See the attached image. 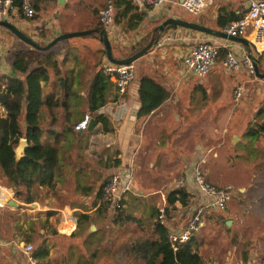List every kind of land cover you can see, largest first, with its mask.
I'll return each instance as SVG.
<instances>
[{"label": "crops", "instance_id": "0c3cea01", "mask_svg": "<svg viewBox=\"0 0 264 264\" xmlns=\"http://www.w3.org/2000/svg\"><path fill=\"white\" fill-rule=\"evenodd\" d=\"M76 1L72 0V4L69 5L68 0H66L65 14L62 15L60 10L58 14L55 12L52 15L54 20L56 18L61 20L60 25L50 21L49 16L43 14L41 10L35 12V18L33 19L27 20L18 14H14L7 22L26 29L29 37L35 43L44 46L62 34L93 29V27H89L92 16H90L89 12H85L84 8L89 3L83 7L84 9L80 10L81 6ZM107 1L89 0L91 3L98 2V6L102 3L103 7ZM181 1L168 0L160 8L151 9L139 0H134L137 14H143L144 18L137 29L122 31L123 29L121 28L125 27L124 24H122L124 26L114 25L115 31H118L117 33L124 35L126 37L125 40L127 38L130 39L128 45L126 44L125 46V42H122L121 46L129 47L134 43L135 39L140 41L148 33L152 34L153 29L169 17L198 23L224 32L225 28L220 29L216 25L217 13L220 9H226L237 15L242 14V16L247 11L245 0H210L201 13L194 15L180 8L179 4ZM96 11L94 10V12ZM99 12L100 10L97 14ZM83 13H86L88 17L81 20ZM186 16L189 17L186 18ZM134 22L136 21L132 23L134 24ZM145 28L148 30L147 34H144ZM140 29L141 31H139ZM92 38L98 42L94 36H88V38L82 36L64 40L63 43L58 44L54 49L51 48L47 51L35 50L28 45L25 47L20 44L17 47L18 49L15 50L21 53L29 70L35 68L38 64L49 62L45 52L49 51L50 61H56L57 68L50 71L49 80L46 83L40 82V87L42 88L41 96L44 99L48 95L51 96L50 103L58 101L62 95L63 86L68 85V99L63 101L66 102V107L62 104L52 107L56 117L53 120L48 116L44 117V128L62 131L69 123L75 126L81 120V114L83 116L89 114L87 112L86 99L88 89L96 70L100 66L107 64L106 57L101 55L103 50L101 43L93 47L89 42H86L87 39L90 41ZM165 38H169L167 42ZM251 38V35L245 37L249 42ZM157 39L156 46L134 63L136 80L127 88L123 98V102L129 108L124 110L117 106V94L113 83L107 92L106 104L98 112L108 120L110 131L104 132L101 124L96 123L91 118L85 130L77 131L81 135L80 138L78 137L74 142L71 141L72 143L69 142L68 138L60 140L59 150L61 154L59 159L63 157L64 152L67 160L65 161L66 166L63 168L62 176L54 179L53 189L51 190L52 195H48L50 190H43V196L40 201L33 203L35 207L31 205L30 209H26V206L18 209V205H24V203L13 198V188L0 170V190L2 193L0 198V242L2 243L0 246V264H29L22 252V245L25 243L20 237L26 236L27 229L24 231L22 226L17 225L15 228L20 234L13 231V225L17 224V221H14L16 218H13L12 215L13 212L18 210H25L28 213H41L37 212L41 210H45V213L55 212L54 214L58 217V223L52 232L54 235L47 236L46 240L51 264H73L74 254L77 252L75 250L76 244L73 240L77 238L82 240V245L86 247V256H88V260H85V257L82 256V260L77 261V264H96V261L91 259L96 257V253L100 249L98 248L100 246L99 241L105 239L104 235H108L106 234V229L110 226L111 228L115 226L116 230H118L119 227V224L115 225L105 220V214L99 215L97 213L99 200L96 197V193L102 183H106L111 177V175L109 178L107 177L111 170L114 172L112 175L121 176L123 183L128 182L130 190L125 194L122 203L123 226L136 224L141 229L138 237L148 234V228L142 226L146 224L150 226L157 217L155 215L158 210L166 206L167 194L177 188H182L189 196L191 204H197V208L201 210L213 209L210 206L211 201L201 195L196 189L192 177V167L199 158L204 159L203 152L205 150H209L208 153L212 151L210 149L213 140L210 139L213 138V135L216 136L215 140L219 138L217 134L221 120L218 115L213 116L214 107L209 110L210 115L206 119L202 114L199 116L196 113L194 115L189 113L188 104H192V101L188 100V97L198 92L204 94L205 81L209 83L210 89H215L218 92L217 86L220 84L223 86L224 80L227 82L228 79L230 81L237 79L240 73L227 72L223 67L216 66L212 68L214 70L210 74L208 81L205 79L200 80L185 70L182 59L189 48L199 42H206L219 47L223 45L222 48H226L228 52L238 54L247 53V48L240 43L176 26L175 28H167ZM163 39L164 42H162ZM109 40L111 45L118 43L117 40L110 37ZM15 51L13 50V53ZM89 51H91L90 54ZM11 52L6 64L2 65L3 74L12 75L11 62L13 58L11 57L13 53ZM261 53H264V49ZM231 74L237 75L236 77L232 75L230 78ZM222 75H224V79H222ZM140 76H146L161 83L170 95L161 106L145 118L137 121V114L133 120L131 112L133 104L137 103L136 84ZM213 78L216 79L215 82H213ZM63 79L67 81L66 84L63 83ZM193 79L196 82H193ZM258 81L260 83L263 82L262 80ZM219 110L218 108L216 109L217 114H219ZM41 114L44 116L45 114L48 115V110L42 107ZM43 141L49 143L52 139L44 135ZM207 175L213 185L217 186L222 183L214 167H208ZM130 177H132V180L129 181ZM64 187H68V191L73 194L72 196L76 202L67 203L73 205H66L61 208L43 205L54 204L55 198L58 199L60 195H66L68 192H65ZM241 190L238 189L237 192ZM24 192L27 191L24 190ZM243 192H240V194ZM11 200L17 206L9 204ZM41 204L43 205L42 207ZM254 206H257V204H251V207L247 208L250 210V215L249 217L243 216L244 219L238 216L240 209H242L241 207L237 212L233 211L234 216L238 219L236 222L232 221L236 229L241 226L244 231L250 234L260 229L257 226L258 218H264V213L262 210L259 211V215L253 212L252 207ZM175 209L188 211L189 216L191 208L186 210L176 206ZM75 213H82L88 216L87 221H82L80 230L77 233H75L77 231ZM177 214L178 212H175L174 215L170 214L166 218V227L170 234L182 231L188 221V217L177 220V216L175 217ZM44 215L40 216L41 221L46 219ZM152 215L155 217H152ZM91 226H94L95 231L90 232ZM98 226H101V228H98ZM31 233L28 232L30 236L32 235ZM58 239L63 240L64 244L68 242L69 249L66 252L60 250ZM262 239L264 240V237L259 236V241ZM123 246L124 244L121 245V250H123ZM118 249L116 252H118ZM56 250L60 257L58 262L55 261V256L52 255L53 251L56 252ZM72 250L75 252H72ZM243 253L248 256V249H245ZM254 263V260L249 259L246 264ZM237 264L245 263L240 258Z\"/></svg>", "mask_w": 264, "mask_h": 264}, {"label": "trees", "instance_id": "16d2710c", "mask_svg": "<svg viewBox=\"0 0 264 264\" xmlns=\"http://www.w3.org/2000/svg\"><path fill=\"white\" fill-rule=\"evenodd\" d=\"M21 0H13L14 6L19 7ZM42 2H55L56 0H33L35 12H39ZM115 9L113 24L121 26L122 31L127 29H137L143 21L144 15L137 14L134 0H112ZM96 13V12H95ZM242 14H234L226 9H220L217 13L216 25L220 29H224L229 23L241 18ZM35 18V15L34 17ZM32 18V19H33ZM125 21V23H124ZM133 21L134 24L132 23ZM122 25V26H124ZM168 28H175L174 26ZM93 29H103L102 24L97 23ZM93 36L97 38V33ZM156 38L158 35L155 36ZM151 34H147L136 44L129 47H121L119 44H113L112 55L117 59H124L134 55L141 50L150 40ZM115 47V52H113ZM250 52L258 59V71L264 73V53L258 54L252 48ZM228 52L226 48L219 50L218 59L222 61ZM49 62L46 64H38L33 69H28L27 64L23 60L21 53L15 51L11 58L10 74H2L0 76V170L6 178L9 185L13 188V198L22 201L26 207L31 206L34 202L40 201L43 196V190H52L55 177L62 176L63 168H65L67 157L64 155L59 159L61 154L59 150V142L62 138H68L69 142L75 141L81 135L74 129V124H67L62 131L52 130L43 127L44 117L55 119V113L52 107L62 104L66 107L65 101L69 93L68 85L63 86V92L58 101L50 103L51 96L45 99L42 97V88L40 82L49 80L51 70L57 68L56 61H50L49 51L45 52ZM101 55L106 57L104 49ZM104 66H100L94 75L91 85L86 96L87 112L91 118L101 124L104 132H109L108 120L98 110L106 104V94L112 86L110 78L103 73ZM256 79H259L253 74ZM264 82V79H259ZM63 83H67L65 79ZM136 89V102L140 107L137 112V121L148 116L152 111L161 106L168 98L169 92L161 83L156 80L140 76ZM206 92V91H205ZM205 94V93H204ZM42 107L48 110V115L41 114ZM83 114H81V118ZM255 117H262L261 120L249 125L243 136L256 138V141L264 135V105L256 112ZM24 122V125H23ZM46 135L52 139L51 142L43 141ZM25 138L27 148L21 158L15 157V148L19 139ZM117 164H119L117 162ZM102 183L96 193L99 200L97 213L99 215H110V221L118 226H123L122 208L115 214L108 203L101 201ZM26 190L27 192H24ZM52 192V191H51ZM167 204L164 207L165 217L168 218L172 210L176 206L188 209L190 206L189 196L182 188H177L167 194ZM18 205V209H21ZM109 213V214H108ZM53 212H46V219L41 221L30 220L27 225V233L35 232L34 227L37 224L41 230L48 228V218ZM156 213L155 216H157ZM77 218V233L80 229L82 221H87L88 216L82 213H75ZM152 215V217H155ZM148 228V234H143L128 243L123 249L130 254L129 261L131 264H205L202 256L198 253L193 236L184 244L176 246L173 250V244L170 240V233L166 226L158 223L155 218ZM20 229V228H19ZM74 235V234H73ZM40 236V241L35 245L31 252V257L35 264H51L49 261V247L45 233ZM25 244L31 242V236L23 235ZM22 239V238H21ZM122 250V253H123ZM124 251V253H125ZM242 262H248V256L242 253Z\"/></svg>", "mask_w": 264, "mask_h": 264}, {"label": "rangeland", "instance_id": "374dc122", "mask_svg": "<svg viewBox=\"0 0 264 264\" xmlns=\"http://www.w3.org/2000/svg\"><path fill=\"white\" fill-rule=\"evenodd\" d=\"M68 2L69 5L72 4V0H68ZM76 2L81 6L79 8L80 10L85 8V12H89L90 16H92L89 27L92 28L99 23V14L97 13L102 9V3L98 6V2L91 3L89 0H77ZM66 6L67 4L58 10L57 3L55 2H42L40 9L43 14L49 16L50 21L60 25L61 20L57 18V20H54L52 15L55 12L58 14V11L60 10L62 15L65 14L64 11ZM94 10H97L96 14ZM87 17L88 15L83 13L81 20L87 19ZM188 17L189 16H186V18ZM15 27L29 37L26 29L20 28L19 26ZM144 30V34H147V28ZM139 31H141V29ZM12 36L13 35L8 30L0 28L1 65L6 64L7 60L11 56L10 52L12 51L11 53H13V50H17L19 44L25 47L27 46V44L19 41L15 36ZM84 37L88 38V36ZM129 41L130 39L125 40L124 45H128ZM86 42H89L93 47L94 45L100 44L98 43L99 41L97 42L93 38L90 41L87 39ZM61 43H63V41L55 44L52 49ZM114 45L116 46L117 44ZM115 49L116 48L113 47V52H115ZM90 53L91 51H89V54ZM221 62L222 61L217 60L213 67H222ZM213 70L214 69H212L211 72L204 78L205 80L208 81ZM239 73L240 75L237 79L232 81L228 79L227 82L224 80L223 82L225 83L223 86L221 84L219 86L216 85L219 89L218 92L215 89H210L209 83H206L205 81V94L198 92L192 94L191 97H188V100L192 101V104H188L189 113L193 115L196 113L199 114V116L202 114L206 119V117L210 115L209 110L214 107L213 116L218 115L221 120L217 134L219 138L215 140L216 136L213 135V138L210 139L213 140L210 149L212 151L208 153L209 150H205L203 152V157L206 161L203 165L204 178L208 183L213 185L208 178L207 170L208 167H214L215 171L218 173L217 176L222 180V183L217 185V187H230L232 188V191L235 192L232 200L224 210H217L215 208L212 210H201L203 226L193 238L196 246L198 247V252L202 256L205 264H237L245 249H248V253L250 255H248V260H254V264H264V240L262 239L259 241V236L264 237V218H258L257 226L260 229L253 232V234L244 231L241 226L236 229L232 223V221H238V219L234 216L233 211L237 212L240 207L242 209H240V214H238V216L242 217V219H244V217H249L250 210L247 208L251 207V204H257V206L252 207L253 212H256L259 215V211L262 210L264 213V135L261 136L258 141H256V138L243 136L247 127L254 124V119L259 121L262 118L255 117V115L258 109L264 105V82L260 83L258 81L259 79H256L254 76L243 70ZM232 75L233 77H236L237 74H231L230 78ZM222 79H224V75H222ZM215 81L216 79L213 78V82ZM193 82L196 81L193 79ZM238 85L243 86L244 93L240 101L235 102L233 99V92ZM217 108L220 109L219 114L216 112ZM232 135L238 136H236L238 141H235L233 145H231L233 139ZM112 173H114L112 170L109 171L107 177L109 178L110 175L112 176ZM63 189L66 190L65 192H68L66 195H60L58 199L55 198L54 204L43 205L46 207L55 206L60 208L66 205H73L67 204L76 202L72 196L73 194L68 191V187H64ZM238 189H242L240 192H244L240 194V192H237ZM48 195H52V192L50 191ZM43 205L41 204V207ZM22 207L24 208L25 206L22 205ZM189 207L191 208H188V210L190 209V212L191 210H194V208H197V204H191L190 202ZM26 209H30V206ZM37 212L41 213H28L25 210L13 212L12 217L16 218L14 221H17V224L15 223V225H13V231L18 233V230L16 231L15 228L17 225L22 226L25 231L30 220L37 221L36 218L40 220V216L45 214V210ZM175 212H178V214L175 215V217L177 216V220L188 217V211L175 209L172 210L170 214L174 215ZM110 215H105L104 219L110 221ZM226 221H231L229 226H226ZM48 223V228L42 230V232H40L41 229L36 224L34 227L35 232L31 233V242L24 245H30L34 248L35 245L39 243L40 236L43 237L42 235L44 233L46 238H48L47 236L54 235L52 232L55 225L58 223V217L55 214L52 215L48 218ZM105 223L107 224L106 221ZM146 226L147 224L142 227L146 228ZM98 228H101V226H98ZM140 230L141 229L136 224L125 225L123 227L119 226L118 230H116L115 226H112V228L111 226L108 227L106 229V234L108 235H104L105 239L99 241L100 246L98 248L100 249L96 253V257L91 260L96 261V264H131V261H129L130 254H127L125 250H123L122 253L120 248L121 245L124 244V249L129 242L137 238L140 234ZM20 237L22 238L21 240L25 241L23 236ZM73 241L76 244L75 250H77L76 254H74L75 258L73 259V264H77V261L82 260V256L85 257V260H88V256H86L87 251H85L86 247L82 245V240L77 238ZM58 242H60V250L66 252L69 249L68 242L65 241L66 243L64 244V241L60 239H58ZM117 249L118 252H116ZM72 252L75 251L72 250ZM58 254L57 250L52 253V255L55 256L56 262H58L60 258Z\"/></svg>", "mask_w": 264, "mask_h": 264}, {"label": "built area", "instance_id": "2783aa9c", "mask_svg": "<svg viewBox=\"0 0 264 264\" xmlns=\"http://www.w3.org/2000/svg\"><path fill=\"white\" fill-rule=\"evenodd\" d=\"M142 4L151 9H157L167 3L168 0H139ZM247 4L246 13L236 21L229 23L224 32L231 37L245 38L251 35L252 49L260 54L264 49V0H245ZM210 0H182L179 4L180 8L190 14L198 15L208 5ZM18 14L23 18L30 20L35 15L33 0H21L19 7L14 6L13 0H0V20L9 21L10 17ZM115 15L112 0H108L99 12V22L106 30L108 37L117 40V44L122 45L125 36L118 34L113 24ZM169 38H165L167 42ZM128 40V38H127ZM137 39L133 44L137 43ZM164 42V39L162 40ZM122 43V44H121ZM130 43V41H129ZM131 44V45H133ZM223 47V45H222ZM217 45L199 42L193 44L184 58L182 59L183 67L194 77L202 80L212 70L218 59L219 49ZM263 48V49H260ZM222 67L227 72H241L242 70L250 75L254 74L251 59L247 53L227 52L221 62ZM103 73L107 75L115 86L117 101L116 104L120 108L127 110L129 106L123 102L127 88L136 80V67L134 63L128 65H113L107 61L104 66ZM0 74H3V66L0 64ZM0 75V76H1ZM244 93L242 85H238L233 92V99L239 102ZM115 104V103H114ZM99 113V112H98ZM100 114V113H99ZM91 116L85 114L81 120L74 126L76 131L85 130L89 124ZM204 159L199 158L192 167V177L194 185L198 192L211 201L210 206L217 210H224L232 200L235 192L232 188H219L206 181L203 174ZM120 175H112L105 186L102 188L101 201L108 203L111 210L116 214L123 207L125 194L130 190L127 183L122 182ZM132 180L130 177L129 181ZM1 192V190H0ZM2 194V193H1ZM0 194V198H1ZM22 206V205H21ZM25 206V204H24ZM199 209V210H198ZM159 224L167 226L165 210L160 208L156 217ZM203 226V220L200 208H194L189 212L188 221L182 231L170 234V240L173 244V250L176 246L186 243L194 236ZM2 243L0 242V246ZM33 248L30 245H22V252L29 264H35L31 257Z\"/></svg>", "mask_w": 264, "mask_h": 264}, {"label": "water", "instance_id": "95a60500", "mask_svg": "<svg viewBox=\"0 0 264 264\" xmlns=\"http://www.w3.org/2000/svg\"><path fill=\"white\" fill-rule=\"evenodd\" d=\"M56 3H57V9L59 10L60 8H62L66 4V0H56ZM171 26H174V27L176 26V27L185 28L188 30L197 31L199 33H202V34H205L208 36L227 39V40H230L232 42H236V43H240V44L244 45L247 48V54L249 55V57L251 59L255 76L259 79H264V73H259V71H258V59L249 50L253 46L247 39L242 38V37H231L222 31H219V30H216L213 28H208V27L202 26L198 23L188 22V21L181 20V19H175V18L169 17V18H166L165 20H163L161 23L158 24V26H156L153 29L149 42L141 50L136 52L134 55L129 56V57L124 58V59H117V58L113 57L111 43H110L108 34L104 28L101 30L92 29V30L78 31V32L62 34L60 36L55 37L48 44H46L44 46H40L39 44L35 43V41L32 40L30 37L23 34L13 24H11L5 20H0V28L8 30L19 41L29 45L30 47L34 48L35 50H40V51H47V50L51 49L58 42L67 40V39L72 38V37L93 36L94 33H97V36H98L97 40L103 46V49H104L105 55H106V60L110 64L117 65V66L135 63L137 60H139L140 58L145 56L151 48L156 46V44L158 42V39H157L158 37L156 38L155 36L156 35H158V36L162 35L164 33V31L168 27H171ZM139 107H140V105L137 103L133 104V106H132L131 114H132L133 120L135 119V116L139 110ZM235 141H238V138L236 136H233L231 145H233V143ZM27 146H28V144H27V141L25 138L19 139L18 145L14 151L15 157L21 158L24 155V152H25V149L27 148ZM0 194H1V192H0ZM9 204L17 206V204H15V202L13 200H11L9 202ZM32 205L34 206V204H32ZM229 224H230V221H227L226 225L229 226ZM93 231H95V228H94V226H91L90 232H93Z\"/></svg>", "mask_w": 264, "mask_h": 264}, {"label": "bare ground", "instance_id": "6f19581e", "mask_svg": "<svg viewBox=\"0 0 264 264\" xmlns=\"http://www.w3.org/2000/svg\"><path fill=\"white\" fill-rule=\"evenodd\" d=\"M35 207V206H34Z\"/></svg>", "mask_w": 264, "mask_h": 264}]
</instances>
